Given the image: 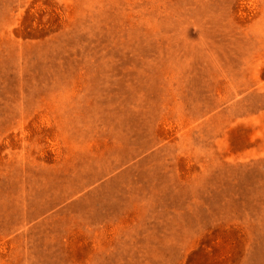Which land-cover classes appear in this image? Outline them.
<instances>
[{"label":"rangeland","instance_id":"obj_1","mask_svg":"<svg viewBox=\"0 0 264 264\" xmlns=\"http://www.w3.org/2000/svg\"><path fill=\"white\" fill-rule=\"evenodd\" d=\"M0 264H264V0H0Z\"/></svg>","mask_w":264,"mask_h":264}]
</instances>
